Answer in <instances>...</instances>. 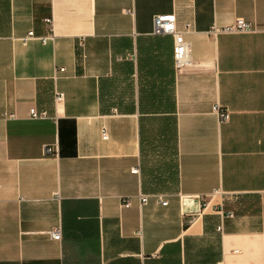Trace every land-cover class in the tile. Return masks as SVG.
I'll return each mask as SVG.
<instances>
[{"label":"crops","instance_id":"crops-1","mask_svg":"<svg viewBox=\"0 0 264 264\" xmlns=\"http://www.w3.org/2000/svg\"><path fill=\"white\" fill-rule=\"evenodd\" d=\"M0 264H264V0H0Z\"/></svg>","mask_w":264,"mask_h":264},{"label":"built area","instance_id":"built-area-1","mask_svg":"<svg viewBox=\"0 0 264 264\" xmlns=\"http://www.w3.org/2000/svg\"><path fill=\"white\" fill-rule=\"evenodd\" d=\"M45 22L48 23V26L51 29V19L46 18ZM153 31L155 33H166V34H171L173 36V41H174V46H173V51H172V57L174 59V64L177 68L185 67L187 64L190 63L191 57L190 55V43L188 40L184 39L183 32L180 30H177L176 25H175V15L174 14H169V15H155L153 17ZM251 30V25L250 23H247L244 21L242 18H235L232 24L227 25L223 27L222 29H214L215 32L217 31H223L226 33H247ZM52 31V29H51ZM33 36V31H28L26 38L32 37ZM50 36H43L40 40L45 41L47 38ZM63 99V93L62 92H56L54 96V102L57 104L60 102V100ZM214 111L217 113V117L221 122L228 121L229 120V110L226 108L221 107L220 105H215L214 106ZM11 115H8L7 113H4V117L8 118ZM29 117L31 119H44L49 117L47 110H38L34 106L29 108ZM102 138H106L105 131L102 133ZM52 149L51 147L47 146L45 147V152H51ZM133 173L138 174L140 170H138L137 167H134L131 169ZM139 201L141 204L146 202L147 195L142 194L139 195ZM159 201L161 204L165 205L167 204V201L163 200L162 198L159 197ZM129 205L128 201H124L123 206L127 207ZM228 216L232 217L233 214L231 212H227ZM219 230L221 227L218 228ZM49 236H51L52 239L54 240H61L60 236V228L55 227L49 232Z\"/></svg>","mask_w":264,"mask_h":264}]
</instances>
